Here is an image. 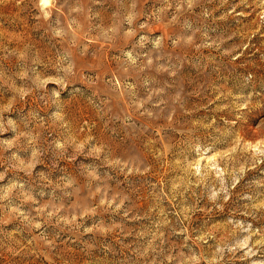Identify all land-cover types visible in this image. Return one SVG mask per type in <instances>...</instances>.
<instances>
[{"label":"rangeland","instance_id":"rangeland-1","mask_svg":"<svg viewBox=\"0 0 264 264\" xmlns=\"http://www.w3.org/2000/svg\"><path fill=\"white\" fill-rule=\"evenodd\" d=\"M0 264H264V0H0Z\"/></svg>","mask_w":264,"mask_h":264},{"label":"bare ground","instance_id":"bare-ground-1","mask_svg":"<svg viewBox=\"0 0 264 264\" xmlns=\"http://www.w3.org/2000/svg\"><path fill=\"white\" fill-rule=\"evenodd\" d=\"M46 1V0H45Z\"/></svg>","mask_w":264,"mask_h":264}]
</instances>
